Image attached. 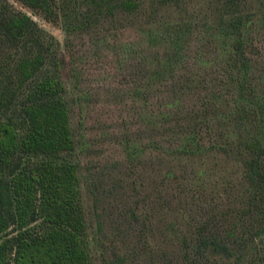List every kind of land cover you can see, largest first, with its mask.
Returning <instances> with one entry per match:
<instances>
[{
  "label": "trees",
  "instance_id": "trees-1",
  "mask_svg": "<svg viewBox=\"0 0 264 264\" xmlns=\"http://www.w3.org/2000/svg\"><path fill=\"white\" fill-rule=\"evenodd\" d=\"M17 1L30 13L0 0V264H93L71 123L80 73L71 62L67 84L58 39L32 15L71 55L78 38L114 54L123 160L85 188L128 264H264V0Z\"/></svg>",
  "mask_w": 264,
  "mask_h": 264
},
{
  "label": "rangeland",
  "instance_id": "rangeland-1",
  "mask_svg": "<svg viewBox=\"0 0 264 264\" xmlns=\"http://www.w3.org/2000/svg\"><path fill=\"white\" fill-rule=\"evenodd\" d=\"M9 1L15 7L29 12L17 0ZM32 16L39 25L58 39L62 59L66 63L64 78L67 84L70 83L69 65L71 62V65L80 73L81 91L79 92L82 93L70 92L71 123L77 143L76 154L88 221V249L92 263L114 264L116 255L119 256L124 252L121 261L118 260L116 264H128L130 258L127 259L125 256L122 240L116 236L114 227L108 221L109 218L104 220L102 229H98L97 220L98 218L102 220L101 208L99 207L97 211L93 210L85 188L88 173H98L99 168L115 166V163L123 160V152L118 141L125 131L122 117L128 114L130 105L127 97L119 94L114 87L115 77L112 73L116 64H114V54L103 47L93 46L88 39L78 38L74 40V46L71 48L73 55H71L70 49L64 46V33L61 28L38 15ZM91 176H95L92 179L99 188L106 187L108 182L106 175L91 174ZM152 178L156 177L152 176ZM152 205H156V200L152 202ZM109 209L114 211L112 207ZM154 223L156 224V221ZM153 238L155 247L158 243L156 231ZM132 262L133 264L138 263L139 257H133Z\"/></svg>",
  "mask_w": 264,
  "mask_h": 264
}]
</instances>
